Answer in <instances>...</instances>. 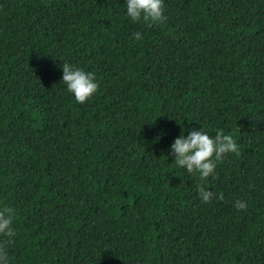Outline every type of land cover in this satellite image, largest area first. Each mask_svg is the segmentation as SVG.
Instances as JSON below:
<instances>
[{
  "label": "trees",
  "instance_id": "1",
  "mask_svg": "<svg viewBox=\"0 0 264 264\" xmlns=\"http://www.w3.org/2000/svg\"><path fill=\"white\" fill-rule=\"evenodd\" d=\"M123 13L0 0V208L16 233L0 247L10 264H264V0ZM63 61L94 73L82 104ZM189 126L230 133L239 153L200 181L167 155Z\"/></svg>",
  "mask_w": 264,
  "mask_h": 264
},
{
  "label": "clouds",
  "instance_id": "2",
  "mask_svg": "<svg viewBox=\"0 0 264 264\" xmlns=\"http://www.w3.org/2000/svg\"><path fill=\"white\" fill-rule=\"evenodd\" d=\"M124 16L130 22H155L163 19V0H123ZM132 39H141L139 31L131 34ZM62 82L65 91L71 95L73 100L82 104L90 98L97 90V82L92 71H85L72 63L63 61L59 65ZM167 155L172 157L171 161L181 167L187 173L198 176L200 181L214 175L216 163L226 153H239V145L230 133L217 129L214 134L209 135L208 131L199 126H189L187 135L180 130L171 143L167 146ZM197 194L201 201L208 202L212 192L202 185L197 186ZM218 198H222L218 196ZM236 209H245L246 203L242 199L233 202ZM16 235L12 227V210L8 207L0 208V236L7 239L11 244V238ZM0 264H10V256L6 246L0 247Z\"/></svg>",
  "mask_w": 264,
  "mask_h": 264
}]
</instances>
